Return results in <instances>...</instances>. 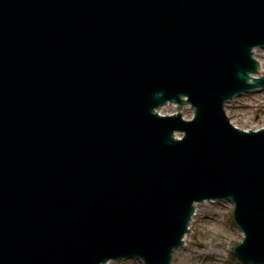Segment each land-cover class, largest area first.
<instances>
[{
    "label": "water",
    "instance_id": "1",
    "mask_svg": "<svg viewBox=\"0 0 264 264\" xmlns=\"http://www.w3.org/2000/svg\"><path fill=\"white\" fill-rule=\"evenodd\" d=\"M255 49L264 0H0V264H171L213 200L264 264Z\"/></svg>",
    "mask_w": 264,
    "mask_h": 264
},
{
    "label": "rangeland",
    "instance_id": "2",
    "mask_svg": "<svg viewBox=\"0 0 264 264\" xmlns=\"http://www.w3.org/2000/svg\"><path fill=\"white\" fill-rule=\"evenodd\" d=\"M259 61V74L264 75V49H255ZM162 114L176 112V106H163ZM230 122L243 130L264 127V89L252 90L234 97L225 105ZM185 119L192 117L187 105L182 108ZM233 205L227 200L204 201L195 205V214L184 237L182 247L174 252L171 264H247L239 261L233 248L240 243L243 234L232 220ZM106 264H143L136 259L110 260Z\"/></svg>",
    "mask_w": 264,
    "mask_h": 264
},
{
    "label": "clouds",
    "instance_id": "3",
    "mask_svg": "<svg viewBox=\"0 0 264 264\" xmlns=\"http://www.w3.org/2000/svg\"><path fill=\"white\" fill-rule=\"evenodd\" d=\"M195 117L194 116H192V117H189V119H194ZM177 139H179V138H177Z\"/></svg>",
    "mask_w": 264,
    "mask_h": 264
},
{
    "label": "bare ground",
    "instance_id": "4",
    "mask_svg": "<svg viewBox=\"0 0 264 264\" xmlns=\"http://www.w3.org/2000/svg\"><path fill=\"white\" fill-rule=\"evenodd\" d=\"M187 106V105H186ZM183 108V107H182ZM181 112H182V109H181Z\"/></svg>",
    "mask_w": 264,
    "mask_h": 264
}]
</instances>
